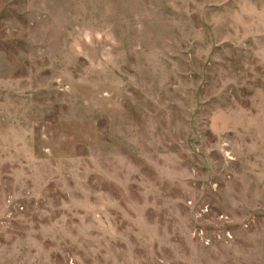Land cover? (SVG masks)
Instances as JSON below:
<instances>
[{
	"label": "rangeland",
	"instance_id": "rangeland-1",
	"mask_svg": "<svg viewBox=\"0 0 264 264\" xmlns=\"http://www.w3.org/2000/svg\"><path fill=\"white\" fill-rule=\"evenodd\" d=\"M0 264H264V0H0Z\"/></svg>",
	"mask_w": 264,
	"mask_h": 264
}]
</instances>
